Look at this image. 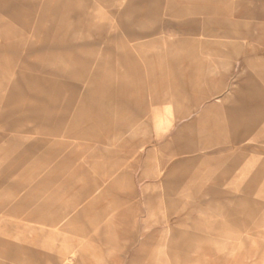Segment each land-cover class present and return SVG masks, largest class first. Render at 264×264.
Returning <instances> with one entry per match:
<instances>
[{"label": "rangeland", "instance_id": "1", "mask_svg": "<svg viewBox=\"0 0 264 264\" xmlns=\"http://www.w3.org/2000/svg\"><path fill=\"white\" fill-rule=\"evenodd\" d=\"M0 264H264V0H0Z\"/></svg>", "mask_w": 264, "mask_h": 264}]
</instances>
